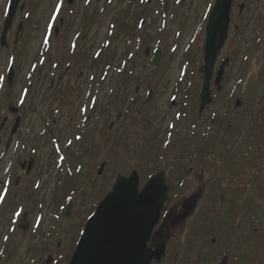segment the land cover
<instances>
[{"label": "rangeland", "instance_id": "374dc122", "mask_svg": "<svg viewBox=\"0 0 264 264\" xmlns=\"http://www.w3.org/2000/svg\"><path fill=\"white\" fill-rule=\"evenodd\" d=\"M213 2L62 0L53 22L61 0H19L0 45V264H67L83 219L132 170L140 186L164 171L173 211L195 197L164 231L160 264H264V0H233L213 69L228 59L220 89L211 81L198 113ZM7 5L0 0V32ZM29 158L26 174L19 163Z\"/></svg>", "mask_w": 264, "mask_h": 264}, {"label": "water", "instance_id": "95a60500", "mask_svg": "<svg viewBox=\"0 0 264 264\" xmlns=\"http://www.w3.org/2000/svg\"><path fill=\"white\" fill-rule=\"evenodd\" d=\"M19 0H9L8 13L3 21L0 44L5 45V36L11 26ZM232 0H215L205 26V42L203 45V65L199 72L203 74L202 87L199 93V111L211 101L210 80L212 77L215 58L226 39L229 13ZM68 4L72 0H67ZM243 6L241 5L240 8ZM21 26H19V29ZM237 29V27H234ZM159 51L154 55V62L158 63ZM223 61L216 72L214 83L219 84ZM12 81V68L7 74V83ZM219 88V87H218ZM15 113L17 110L9 108ZM6 117L0 122V131ZM19 126V118L11 128L5 149L8 147L12 135ZM33 160L29 159L26 173L29 172ZM25 161L20 164L23 169ZM103 165L100 166L99 172ZM17 183V180L16 182ZM168 187L165 184L163 172L152 174L139 190V176L132 171L128 176L117 175L111 190L102 198L87 220L83 233L76 245L68 264H150L159 263L164 255V243L158 244L154 250L147 247V242L154 226L159 220L161 212L165 210V202L169 201ZM195 197L188 198L176 219H184L189 214ZM70 204L65 214L68 215ZM25 230L27 221L25 214L19 223ZM222 259L219 264H224Z\"/></svg>", "mask_w": 264, "mask_h": 264}, {"label": "flooded vegetation", "instance_id": "af4514ba", "mask_svg": "<svg viewBox=\"0 0 264 264\" xmlns=\"http://www.w3.org/2000/svg\"><path fill=\"white\" fill-rule=\"evenodd\" d=\"M169 203L170 202L167 203V208L162 214L159 223L155 226V228L152 231L151 238L149 241V245L152 248H154V246H156L159 242H162V241H164L166 245L164 231L168 230V226L171 222L180 221V219H176V215L180 212V210L182 209V206L180 209L173 211V209L169 208ZM167 216L169 218V221H166L165 219Z\"/></svg>", "mask_w": 264, "mask_h": 264}, {"label": "snow or ice", "instance_id": "6c2138e0", "mask_svg": "<svg viewBox=\"0 0 264 264\" xmlns=\"http://www.w3.org/2000/svg\"><path fill=\"white\" fill-rule=\"evenodd\" d=\"M177 2L179 3L180 0H177ZM61 7H62V0H61V3H57V4H56V6H55V10L53 11V13H52V15H51V18H50L51 21L54 22V21L56 20L57 15L59 14V12H60V10H61ZM51 27H52V25L49 24V28H51ZM44 43H45V44L48 43L47 37L45 38ZM97 55H99V54H97ZM0 79H2V77H0ZM170 127H175V126H174V125H170ZM76 139L79 140L80 137H76ZM71 143H72L71 141H68V144H69V145H70ZM61 159H63V157H62ZM77 171H80V169H77ZM37 186H38V185H37ZM5 192H6V190H5ZM4 198H5V193H0V203H3ZM15 215H16V216H20V211H17V212L15 213ZM4 239L7 240L8 237L5 236Z\"/></svg>", "mask_w": 264, "mask_h": 264}]
</instances>
